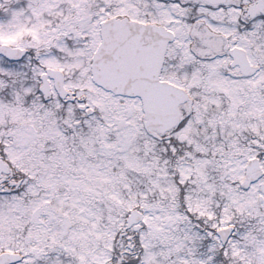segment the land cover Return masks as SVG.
<instances>
[{"label":"snow or ice","instance_id":"obj_1","mask_svg":"<svg viewBox=\"0 0 264 264\" xmlns=\"http://www.w3.org/2000/svg\"><path fill=\"white\" fill-rule=\"evenodd\" d=\"M0 264H264V0H0Z\"/></svg>","mask_w":264,"mask_h":264}]
</instances>
